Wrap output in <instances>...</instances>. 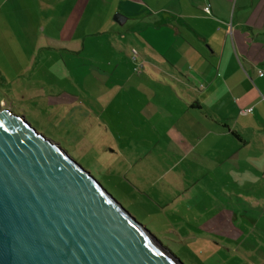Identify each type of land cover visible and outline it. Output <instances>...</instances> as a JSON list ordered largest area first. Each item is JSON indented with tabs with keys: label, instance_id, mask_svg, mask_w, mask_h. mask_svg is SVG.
I'll list each match as a JSON object with an SVG mask.
<instances>
[{
	"label": "crops",
	"instance_id": "obj_1",
	"mask_svg": "<svg viewBox=\"0 0 264 264\" xmlns=\"http://www.w3.org/2000/svg\"><path fill=\"white\" fill-rule=\"evenodd\" d=\"M8 3L12 13L25 10L34 20L29 29L47 33L49 49L83 56L86 48L84 37L53 34L111 36L107 64L61 62L113 67L111 74L71 81L78 88L95 84L84 91L82 109L105 132L104 151L125 166L135 204L164 220L176 201H185L202 217L211 207L205 181L215 173L238 179L246 194H264V0H0V12ZM131 45L143 67L138 74L122 51ZM66 95L60 106L77 103L78 95Z\"/></svg>",
	"mask_w": 264,
	"mask_h": 264
},
{
	"label": "rangeland",
	"instance_id": "obj_2",
	"mask_svg": "<svg viewBox=\"0 0 264 264\" xmlns=\"http://www.w3.org/2000/svg\"><path fill=\"white\" fill-rule=\"evenodd\" d=\"M12 9L13 5L8 3L6 11L0 12V102L65 151L182 264H264V194L258 197L246 194L247 187L241 190L235 177H219L215 173L216 177L205 181L211 189L205 203H211V207L202 217H199L202 211H195L190 202L176 201L174 208L165 212L167 219L164 220L156 212L134 203L123 177L125 166L104 151L109 141L99 136L105 132L95 130L93 119L85 116L82 109L86 107L84 91H95V84L78 88L80 83L71 81L98 72L111 74L113 67L75 69L70 64L64 67L61 62L62 59L93 58L104 59L107 64L111 53L107 40L111 36L53 34L50 37L57 39L84 37L86 48L83 56L49 49L47 33L29 29V22L34 20L28 18L25 10L12 13ZM37 20V26L44 21ZM22 25L26 27L24 32L18 27ZM132 48L133 45L122 51L130 56L132 71L138 74L143 67L135 50L130 55ZM100 89H105L102 92L106 94L104 86L100 85ZM66 93L70 98L78 95V105L60 106V98L67 96ZM253 198L260 205L252 204ZM174 215L186 217L187 221L177 220Z\"/></svg>",
	"mask_w": 264,
	"mask_h": 264
},
{
	"label": "water",
	"instance_id": "obj_3",
	"mask_svg": "<svg viewBox=\"0 0 264 264\" xmlns=\"http://www.w3.org/2000/svg\"><path fill=\"white\" fill-rule=\"evenodd\" d=\"M0 264L182 263L56 143L0 102Z\"/></svg>",
	"mask_w": 264,
	"mask_h": 264
},
{
	"label": "built area",
	"instance_id": "obj_4",
	"mask_svg": "<svg viewBox=\"0 0 264 264\" xmlns=\"http://www.w3.org/2000/svg\"><path fill=\"white\" fill-rule=\"evenodd\" d=\"M209 10H210L209 6H206L204 9V12L208 14ZM262 76H263V74H260V77H262ZM247 112H250V110H248Z\"/></svg>",
	"mask_w": 264,
	"mask_h": 264
}]
</instances>
